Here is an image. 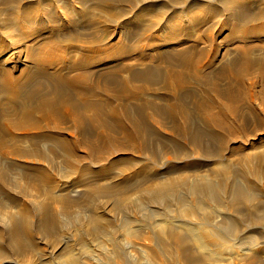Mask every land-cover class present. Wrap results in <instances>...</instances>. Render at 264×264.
Instances as JSON below:
<instances>
[{
  "label": "bare ground",
  "instance_id": "bare-ground-1",
  "mask_svg": "<svg viewBox=\"0 0 264 264\" xmlns=\"http://www.w3.org/2000/svg\"><path fill=\"white\" fill-rule=\"evenodd\" d=\"M152 8L161 14L139 21ZM176 36L189 37L188 47ZM257 47L262 0H0V95L11 99L0 109V264H145L146 254L264 264V139L249 142L234 168L179 94L200 77L206 120L229 128L241 92L253 99L259 83L264 96ZM233 48L238 57L210 75L221 49ZM231 77L236 90L221 88ZM158 84L155 93L173 96L165 106L140 100ZM150 118L182 137L160 141ZM198 151L213 158L211 178L198 173ZM152 165L158 174L141 184L125 179ZM67 172L81 188L69 190ZM209 204L210 232L191 219Z\"/></svg>",
  "mask_w": 264,
  "mask_h": 264
},
{
  "label": "rangeland",
  "instance_id": "rangeland-1",
  "mask_svg": "<svg viewBox=\"0 0 264 264\" xmlns=\"http://www.w3.org/2000/svg\"><path fill=\"white\" fill-rule=\"evenodd\" d=\"M264 1V0H262ZM94 3L96 4V2L94 1ZM115 8L118 9L119 5L114 4ZM259 4H253L250 8L251 9H258L259 8ZM89 10L93 11L96 16L101 17V18H105V14L103 12H98L97 10H95L93 8V3L88 4ZM161 14V9L159 8H152L150 10H148V13L146 15H144L142 18L139 19L143 20L144 22H153V20L155 19L156 15H160ZM222 18V17H221ZM203 19L205 21H217L218 17H214L212 18L211 15H204ZM223 19V18H222ZM82 27H85L82 26ZM90 31V29H88V32ZM190 38H194V37H198L200 35V33L198 31H192ZM221 36L224 35H218L216 36V40L220 41L221 40ZM177 38V36H176ZM176 40L181 41L183 44L182 46H179L178 48H186L188 47V43H186L189 40V37L186 38V36H179V38H177ZM169 41V39L165 38L163 35H161L158 38V42H162V43H167ZM216 41V42H217ZM131 43V42H130ZM129 43V44H130ZM219 43V42H217ZM154 51L151 49H147L145 50V53L147 55L152 54ZM254 52L256 54H260V56L264 59V48L262 47H257L256 49H254ZM221 54H219V61L218 63L213 64L210 69V75L211 72L220 69L224 64H226L227 62H230L231 60L235 59L238 57V52L233 48L230 51H226V50H222L220 51ZM10 58V57H9ZM120 62V61H118ZM154 63H149L147 64V66H151ZM103 65H105V67L109 68V67H113L115 66V62H111L109 61L108 63L102 64L101 66H99L98 68L103 67ZM161 68L162 69H167L169 68L168 64L166 63H160ZM146 65H133V67L135 69H143L145 68ZM105 69V68H104ZM187 81H189L185 87H183L180 91L179 94L184 95L183 97H186V103L190 108L191 114H192V118H193V123L195 124L194 126L201 127L202 129H205L207 132L213 134L215 136L214 140H208L205 139L210 146H214L217 149H219L223 155V157H226L228 159V162L230 163L231 166H233L234 168H238L241 169L242 166H244V156L247 150V145H249L250 143H258L261 141V139H264V96L259 94V86L260 84L257 83L254 86V97L253 99H249V97L247 96V93L241 92V96L238 98L237 102H236V106L234 108V112L232 117L230 118V124H229V128H222V127H212L208 121L206 120V115L203 112V102L206 99L205 95L201 93V90L199 89V83L198 82H203V80L200 77H194V78H190ZM198 81V82H197ZM140 83V82H138ZM233 85V86H232ZM220 86L221 88H232L234 91L236 90L237 84L235 83V80L231 77V78H227L226 80H223L220 82ZM162 87L160 86V84L155 85L151 91L152 93L147 94V95H140V100L142 101H146V102H150L153 104H158L160 106H165L167 104V99L163 98L168 96L169 97H173L172 95H168V94H159V93H155L158 89H161ZM242 97V98H241ZM98 97H94L92 99H97ZM0 100L2 101V104L0 106V109L2 106L6 107V104H10L11 103V99L6 96L4 93H1L0 95ZM172 102H174V98L170 99ZM170 101V102H171ZM4 103V104H3ZM198 106V107H197ZM202 107V108H201ZM161 120V119H160ZM178 123L182 122L180 116H178L177 118ZM147 122L149 123V125H151L154 130L157 132V136L159 137L160 141H163V137H170V135L174 134V133H179L181 135V132L179 131V129L170 125H173V123L169 122V120L166 119H162L161 123L158 124L157 126H155V121H151V118L149 120H147ZM164 122V123H162ZM155 123V124H154ZM208 123V124H207ZM153 124V125H152ZM163 124H167V126L169 125L168 128H164ZM232 147H234V152L231 151ZM246 148V149H245ZM196 157V162L198 164H201V169L198 172L200 175L206 176L207 178H211L212 177V172L210 173V171H212L214 168V164L213 162V158H211L210 156H207V154H204L203 151H198L195 154ZM186 160V159H185ZM191 160V158H189V160H186L187 163H190L189 161ZM175 165H177L178 163H174ZM204 164H210L208 167L204 166ZM159 169L157 168V166L152 165L151 169H149L147 172H141L138 174H135L134 171L135 169L132 170H128V173L126 174L125 179H129V182L135 185H139L141 184V182L145 181L147 179V176H154L156 174H158ZM180 172L177 173H173V174H169V173H164V176L166 178L168 177H178L177 175H179ZM190 173H186V175L188 176ZM129 175V177H128ZM74 176H72V173L67 172V175H65L64 180L68 181L69 184L72 185L71 188H69V190H73L72 188H81V186L79 185H74ZM115 180V179H114ZM67 192H70V191ZM73 192H71V196H72ZM205 212L202 214H199L198 217H192L191 219L198 224L199 229L201 228H205L208 230V232L213 230V227L208 224H204L205 219L211 218V211H212V205L209 204L207 206H205ZM208 247H210L212 245L211 240L208 241ZM211 243V244H210ZM229 242L226 241L224 244V247H228ZM198 251L200 252L199 255H202V253L204 252L203 249L199 248ZM228 251L224 252V254H227ZM154 257V256H152ZM149 254L144 256L145 259V264H182L180 263L181 261L178 259H171L169 257V255H163L161 254L158 258H152ZM225 257H222L223 260ZM215 256L210 255L209 259H205L203 261H201L200 264H215ZM222 260V261H223ZM179 261V262H177ZM223 264V263H222Z\"/></svg>",
  "mask_w": 264,
  "mask_h": 264
}]
</instances>
